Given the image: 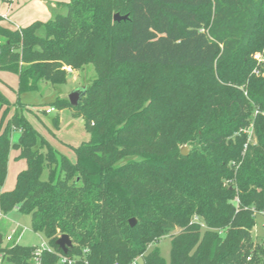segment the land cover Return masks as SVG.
<instances>
[{"label": "trees", "instance_id": "1", "mask_svg": "<svg viewBox=\"0 0 264 264\" xmlns=\"http://www.w3.org/2000/svg\"><path fill=\"white\" fill-rule=\"evenodd\" d=\"M56 5L65 13L20 28L0 16V70L18 78L13 107L0 93V213L17 209L45 237L38 264H264L251 234L264 216V69L252 74L254 55L264 56V0ZM88 65L96 76L78 105L50 103L81 117L89 135L70 162L24 117L19 96ZM11 149L26 167L3 192ZM176 228L168 262L148 251ZM62 235L67 254L55 244ZM35 250L0 243V264H35Z\"/></svg>", "mask_w": 264, "mask_h": 264}, {"label": "rangeland", "instance_id": "2", "mask_svg": "<svg viewBox=\"0 0 264 264\" xmlns=\"http://www.w3.org/2000/svg\"><path fill=\"white\" fill-rule=\"evenodd\" d=\"M41 1L47 4L40 3ZM30 2L32 3L30 4ZM50 2L62 3L66 2V0H17L12 8H8V6L0 0V16L8 17V20H5V24L8 26H12L13 23L16 24V26H24L35 20L46 22L59 13H65L64 10L51 8ZM45 11L48 14H45ZM9 20L13 23H8L7 21ZM39 34H42V30L39 31ZM260 69H264V66L257 65L256 63L252 74L256 77H260L261 75L259 73L255 75L256 73L254 72ZM67 71L68 74L64 85L52 86L49 83L42 82L38 85V90L36 92L22 94L19 98L21 103L29 108V110L24 111V117L32 124L39 135L42 136L58 154L65 156L70 162H75V154L72 147H77L82 142L88 141L89 139V135L84 129L83 119L81 117L72 116L71 110L68 108L62 110L53 108L49 114L46 112L45 114L43 110H45V108L52 109L50 103L56 98L68 100L67 96L75 88H83L90 84L96 75L92 65L86 66L85 69L81 71H72L68 68ZM17 87L18 78L16 74L10 71L0 70V93L11 103V106L17 99ZM3 111L4 106L0 108V118ZM12 111L13 109L10 110L8 116L12 114ZM58 115L60 120L58 127L55 128L52 124V120ZM244 133L247 135L248 142H255L252 124L249 125ZM13 134L18 135L19 133L14 132ZM18 153L19 152L15 149L10 150L7 163V175L2 186V190L5 192L13 189L16 175L26 167V163L23 159H16L15 156H17ZM47 176L48 171L45 170L41 178L46 180ZM255 221L256 223L251 234L254 242L260 244L264 242V216L262 214H257L255 216ZM12 231H16V233L12 235ZM178 232L179 229L177 228L169 231L157 244L150 245L148 251L154 248L158 249L161 257L168 262L171 237ZM18 233H20L19 236ZM8 236H13L12 240H16V243L21 246L41 247L47 245V240L42 234L32 231L30 217L20 213L17 209L5 214H0L1 245H7L10 242L6 240ZM3 264L10 263L3 261Z\"/></svg>", "mask_w": 264, "mask_h": 264}, {"label": "water", "instance_id": "3", "mask_svg": "<svg viewBox=\"0 0 264 264\" xmlns=\"http://www.w3.org/2000/svg\"><path fill=\"white\" fill-rule=\"evenodd\" d=\"M128 19V15H119V14H114L113 16V20L115 22H120V21H125ZM84 94V87L83 88H76L74 89L68 96L67 99L70 103V105L72 106H77L82 95ZM191 146L190 145H182L180 147V154L182 156H187L190 152ZM136 224V220L135 219H130L129 220V225L130 227H134ZM0 243H1V237H0ZM56 246L62 251L63 254H67L68 250L71 248L72 243L71 240L69 239L68 236L66 235H62L60 236L56 242H55Z\"/></svg>", "mask_w": 264, "mask_h": 264}, {"label": "built area", "instance_id": "4", "mask_svg": "<svg viewBox=\"0 0 264 264\" xmlns=\"http://www.w3.org/2000/svg\"><path fill=\"white\" fill-rule=\"evenodd\" d=\"M254 60L256 61L257 65L264 66V56L261 55L260 53H256L254 55ZM254 72L256 73L255 75H258V73L260 75H262L261 72H260V70L259 71L255 70ZM52 110L53 109H46L45 112L47 114H49V113H51ZM15 233H16V231H12V235H14ZM12 238H13V236H8L6 238V240L7 241H11ZM44 250L50 251V248L48 247V245H46V246L43 245L41 247H36V250L34 251V259H33V261H34L35 264H38V258L40 256L41 252L44 251ZM73 261H74L73 259L72 260L71 259H67L66 257H60L59 258V263L60 264H71ZM84 264H87V262L84 261ZM131 264H141V261L139 262V259H136Z\"/></svg>", "mask_w": 264, "mask_h": 264}, {"label": "crops", "instance_id": "5", "mask_svg": "<svg viewBox=\"0 0 264 264\" xmlns=\"http://www.w3.org/2000/svg\"><path fill=\"white\" fill-rule=\"evenodd\" d=\"M17 2V0H14L9 6H8V8H12V6L15 4ZM32 2H30V4H31ZM40 3H44V4H47L46 2H43V1H41ZM51 3V8H55V9H57L58 10V8H57V3H53V2H50ZM7 6V5H6ZM45 14L47 13L46 11L44 12ZM48 14V13H47ZM4 19H6V20H8L7 18L8 17H3ZM51 19V18H50ZM35 21H37V20H35ZM40 21V20H39ZM8 23L9 22H12L11 20H9V21H7ZM32 22H34V21H31L29 24H31ZM13 23V22H12ZM29 24H26V25H18V26H16V24H14L13 23V25L11 26V27H15V28H20V27H25V26H27V25H29ZM76 89V88H75ZM58 117V120H60L59 119V115L57 116ZM18 137H19V134L18 135H15V134H13L12 136H11V141L13 142V143H15L17 140H18ZM16 157V156H15ZM3 191V190H2ZM3 192H5V191H3Z\"/></svg>", "mask_w": 264, "mask_h": 264}]
</instances>
